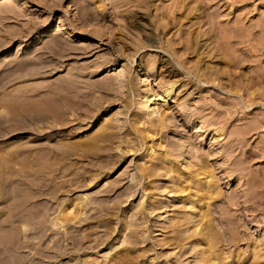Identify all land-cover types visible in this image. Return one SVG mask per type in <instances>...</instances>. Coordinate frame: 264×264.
Here are the masks:
<instances>
[{"label":"rangeland","instance_id":"1","mask_svg":"<svg viewBox=\"0 0 264 264\" xmlns=\"http://www.w3.org/2000/svg\"><path fill=\"white\" fill-rule=\"evenodd\" d=\"M6 1L0 0V221L7 217L4 208L12 206L11 201L18 195L11 191L14 186L26 190L28 186H35L34 195L25 193V189L21 192L29 198H36L37 193L35 202L39 204L41 201L42 204L43 200L46 203L43 205H47L40 206L45 214L42 228L38 230L40 226L32 224L34 231L29 236L34 245L22 251L27 258L26 264H92L95 261L109 264L122 253L123 246L118 244L125 242L131 232L144 234L146 243L137 245V249H148V252H141L144 254L142 259L140 257L132 264H206L200 263L192 244L182 248L168 243L175 236L172 232L175 219L184 214L191 215L187 198H175L173 193L163 191V186L169 182L166 176L155 182L157 192L154 197H151L148 181L143 180L140 185V179L133 180L132 175L143 165H152L150 157L145 156L148 151L127 153L128 144L120 147L116 134L112 141L100 143L93 153L76 151L69 157L65 149L69 143H83L89 137H96L102 127L110 123H115V131L120 137L127 130L133 131V115L143 101V94L139 95L134 87L156 89L159 83L168 80L177 82L169 112L178 128L175 132L172 127L168 136H175L182 143L190 138L193 145L188 155L193 148L210 151L211 164L217 169L216 175L221 177L225 160L216 154L218 147L211 140L217 135L208 130L207 124L202 126L200 120L204 116H209V122L222 120L223 115L213 116L211 106L220 108V113L225 114L229 112L228 103H236L237 96H240L234 93L240 82L237 75L239 65L233 64L230 70L223 67L222 85L219 82L210 84L189 71L191 65L186 64L188 61L179 60L165 47L167 36L164 32L168 29L163 30L156 18L160 13L166 14L168 28H173L179 17L177 6L180 0ZM201 1L205 11L210 8L221 15L215 23L214 39L221 37V42L220 31L228 30L230 35L231 30H238H234L237 40H232L235 47L231 53L239 51L236 56L245 59L242 71L246 97L242 96V101L246 118L243 122L228 118L227 129L233 124H242L245 128L254 125L264 118V0ZM171 13L174 14L169 15ZM57 26H61V31L55 32ZM199 27L198 24H187L185 29L197 31ZM142 58L146 64L153 61L151 70H140ZM191 62L194 64L195 61ZM161 64H170L175 73L173 78L166 77ZM111 84L114 89L107 91V85ZM251 91H257L252 93L255 103H250ZM63 104L70 108L65 110ZM157 112L158 105H153L147 113H153L152 118H157ZM59 116L63 117V122ZM153 139L155 145L162 144L159 137ZM150 141L152 138L148 139L152 145ZM242 141L238 156L246 162L243 167L248 172L247 177L240 185L237 176L227 185L222 180L226 198L222 202L214 201L213 211L220 230L223 229L221 247L224 251L233 252L238 248L233 243L234 225L228 218L236 217L235 226L240 229L237 237L243 238L239 248L249 253L252 243L245 235L261 241L264 228H259L256 220L264 215L244 208L251 210L256 204L254 207L251 202L244 204L252 195L246 194L248 186H241L253 179L259 185L257 192L264 194V124L257 131L247 129ZM194 154L197 155L196 150ZM107 157L112 164L104 170L101 164ZM186 164L185 161L183 168ZM69 168L70 176L67 174ZM35 175L39 178H34ZM96 175L97 179L91 182L89 178ZM189 178L184 176L181 183ZM35 182L43 184L37 188ZM2 187L10 193L4 192ZM195 193L197 190L194 189ZM233 194L243 203L241 208L229 205ZM39 196L44 197L40 200ZM80 199L86 202H80ZM256 200L264 204V196ZM156 202L160 204L154 206ZM86 204L89 205L84 209ZM76 205L84 210L83 215L75 222L61 225L59 217L69 206L79 212ZM229 206L231 210L227 209ZM30 208V205L22 207L25 210ZM143 209L145 213L141 214ZM17 226L22 239L25 227L21 222ZM187 228L189 230L182 234V238L194 233L193 225ZM106 235L110 236L109 241L100 239ZM86 236L90 237L89 240L84 238ZM116 245L119 248L112 251ZM105 252H111L107 259L101 257ZM242 260L241 264L254 263L249 258Z\"/></svg>","mask_w":264,"mask_h":264},{"label":"bare ground","instance_id":"2","mask_svg":"<svg viewBox=\"0 0 264 264\" xmlns=\"http://www.w3.org/2000/svg\"><path fill=\"white\" fill-rule=\"evenodd\" d=\"M5 2L7 1L5 0ZM203 3L204 2L201 0H180L177 6V8L179 9V15H178L179 17L177 18V22L175 23L176 25L173 28H168V26L170 25L168 21V16L164 13H160L159 16H157L156 21L159 24V26L163 27V30L168 29L167 32H164L167 36L165 47L167 46L168 50H170V52L179 60L188 61L186 62V64L191 65L189 66V71L197 75L201 79V81L210 84H215L216 82H219L222 85L221 81H223L222 79L223 67L229 70L233 68V64H238L240 67V72L242 73L240 72L237 73V75H239L240 82L236 84V91L234 92L236 95H240L237 96L238 99L235 100L236 103L233 102V104L231 105L230 103H228V105L230 106L229 112H226L225 114L220 113L219 111L220 108L217 109L211 106L210 109L212 111L213 116L215 117L218 115H223L221 116L222 120H215L209 122L207 120L209 116H204L200 120L202 126H205L207 124L208 130L209 131L212 130L211 132H214L215 135H217L212 137L211 140L214 141L215 146L218 147L216 154L219 155L222 160H225L222 167L223 170L220 173L222 174V176L219 177L218 176L219 174L216 175L217 169L214 168L213 164H211L212 153L210 151L207 152L205 149L202 148L201 149L193 148L191 154L188 155V152L190 151L193 145L190 138L186 140L187 142L182 143L180 140L176 139L175 136H171V137L168 136V132L172 129V127L175 128L174 129L175 132L178 131V128H176L177 122L176 120L171 118V114L169 112L170 109L169 104L171 103V100L174 99L173 92L177 82H168V80L159 83L156 89L152 88L146 90L144 86L134 87L135 89H137L139 95L143 94V99H142L143 101L140 103L139 110L133 115L134 122L131 125L133 131H131V129L127 130L126 134L123 137H120V134L115 131L116 130L115 123L112 124L110 123L109 125L102 127V129L100 130V132L97 134L96 137H89L87 141L83 143H78V144L69 143V145L66 146L65 154L71 157L76 151H87L93 153L94 150H97V148L100 147V143H104L106 141H112L114 134H116V138L118 139V141H120L119 142L120 147L122 144H126V145L128 144L126 146L127 153H132V152L138 153L141 152V150L145 149V152L148 151L147 154L145 153L146 154L145 156L150 157L152 165L151 166L143 165V167H141L139 170H137V172H135L132 175L133 180L140 179L139 181L140 185H142L143 180L148 181L150 190L152 191L151 197H154L153 196L154 193L157 192L156 188L154 187L155 182H157L158 178L166 176L168 177L169 182L165 186H163V191L164 192L168 191L169 193H173L175 198H187V204L190 205L189 213L191 214L190 215L191 217L188 216L187 214H184L182 218L179 217L175 219V222L172 225V232L175 233V236H173L172 239L170 238L168 243H170L172 246L175 247L181 246L182 248L187 244H192L194 247L193 251H195L196 255L199 256L198 260L200 261V263L235 264V262H237V264H241L240 262H243L242 260L243 258L245 259L249 258L250 261L252 260L254 262L253 264L256 263L264 264V235L263 237H260L261 241L255 238V236L250 237L251 235H245L246 238H248V240L252 243L250 252L248 253L241 250L239 248V245L241 243V239L243 238L237 237L238 234L240 233L239 231L240 229H238L235 226L237 223L236 217L234 218L228 217V218L232 221L234 225V230L232 232L235 235L234 236L235 239L233 240V243L236 246V248L237 246L238 248L236 251L226 252L222 248L223 246L221 247L222 241L224 242L223 240L224 236L222 234L223 229L220 230V227L215 218V212L213 211L214 201L222 202L226 198L225 197L226 192L223 190L224 186L222 184V180L224 184L227 185L231 183V181L234 179L235 176H237L239 177L238 181L240 185L242 184L243 180L247 177L248 172L243 167L246 162L244 163L243 159L238 156V151L241 150L242 148L243 145L242 140L244 139L245 131L247 129L250 132L257 131L264 124V118L256 122L254 125L249 124L246 128L242 124H237V125L233 124L229 129H227V125L230 123V120L228 118L241 119V122H243L244 118H246V113L245 110H243L244 108L242 101V96L246 97V95L244 94V82H245V79H243L244 72L242 71L244 64L243 62L245 59L243 58L244 60H242L241 57L236 56V54H238L239 51L236 54L231 53L232 49H234L233 47H235V45L234 46L232 45V40L236 42L237 39H235V32H237L238 30L234 29L235 32L234 30H231L230 35L228 33L229 32L228 30H225L224 31L225 33L223 31H220L222 35L221 42H219L221 37L218 38L217 40L214 39L215 23L218 21L221 15L218 16V14H215L214 11H210L209 7H208L209 10L207 9V11H205L203 9ZM162 5L164 6L165 4L163 3ZM173 14L174 13H171L169 15H173ZM207 19L209 22H207ZM187 24H191V25L198 24L200 25V27L198 28L197 31H193L191 30V28L185 29ZM201 25L203 26L201 27ZM221 25L222 22L219 24V26ZM60 27L61 26H57L55 32L61 31ZM175 31L177 32V34L175 33L174 35H172ZM67 34L69 36L72 35L71 33H67ZM67 36H65L66 39ZM229 40L230 42H228ZM192 60L195 61L194 64H192L191 62ZM169 65L170 64H167L166 66L162 65V69L163 68L165 69L164 71L163 70L162 71L167 73L166 77L173 78L174 77L173 75H175V73L174 71L171 70L172 67ZM152 66H153V61L151 64V60H149L146 64L144 58L140 60L139 67L141 71H144V68H149L151 70ZM257 71L259 72L258 69ZM107 87H108L107 91H110L114 89V84L107 85ZM126 87L129 88V85L127 84ZM227 88H229L232 91V87L229 84H227ZM256 92L257 91H251L249 93V99H251L250 103L252 102L255 103L252 93H256ZM153 105L155 106L158 105L159 107V112H157L158 114L157 118L156 117L152 118L153 113H147L150 112ZM68 107L69 106L67 104H63V108L65 110L68 109ZM239 108L240 110H238ZM61 116H59L58 118L63 122L64 120L63 117ZM99 117L100 116L96 118L98 119ZM67 123L68 122H66L65 124ZM126 127L128 129L131 128L128 125H126ZM155 136L159 137L158 140H162V144L160 145L154 144L155 142L153 137ZM151 138L152 141H150V143H152V145H149L148 139ZM222 138L223 140L221 141ZM124 139L126 140L124 141ZM233 142L235 144H233ZM143 144H145V146ZM195 150L197 155L194 154ZM185 161L187 163L186 164L187 166L186 168L185 167L183 168V166L185 165ZM39 162L41 161L39 160ZM191 162H193V164ZM111 164L112 161L107 157V159L103 160V163L101 165L103 166L102 168L105 170ZM38 166H40V164ZM35 173L37 172H34V174ZM67 174L68 176L72 175V173H70V168L69 171H67ZM184 176H190V178L187 181L181 183V179ZM35 177L37 178L36 175L34 176V178ZM73 177L75 178L76 175L73 174ZM37 179L35 180L40 181ZM89 179L91 180V182L95 181L97 179V175ZM76 180L77 179H75V181ZM38 183L36 182L34 183L36 184V187L43 184V183L41 184ZM244 186L249 187L247 190H245L246 194L252 195L251 200L246 199L244 201V204L247 205L249 202H251L250 204L253 207L254 204H256V206L251 210L249 209V207L246 206L244 208H246L247 211H252L254 213L258 212L264 215V208H262L264 204L260 203L259 200H256L259 199V197L263 199L264 196L263 193L260 195V193L257 192L259 185L257 183H254L253 179L252 180L249 179L244 183V185L241 186V188H243ZM28 187L29 188H27L26 190L25 188H16L14 186V188L11 189V191L13 193L15 192V195L16 194L18 195L15 196L14 201H11L13 200L12 199L13 195L9 196L11 198L10 201L12 203L10 204L8 200L7 202L12 206H6L4 208V213L7 217L4 220L0 221V264H26L27 258L26 256H24L22 251L31 249L32 247L33 244L31 240L32 238H30L29 236L31 235V231H34V229L32 228V224L34 223L39 225L40 227L38 230L42 228L41 226L43 225L45 214L42 213L44 212L43 210L41 212L40 206L46 203L45 201L42 200V204H40L41 201H39L38 204L34 200L35 196L34 198H29V195L31 196L30 193H33L34 195L35 186L34 187L28 186ZM21 189L23 190L25 189L26 191L24 192L29 193V195L24 196L27 194L25 193L23 194L21 192ZM194 189L197 190V193L195 194H194ZM143 191L144 193L147 192V188L145 187V184L143 185ZM4 192L10 193V190L8 191V189L7 190L4 189ZM20 192L21 194L19 195ZM255 192L258 193L259 197L258 195H254ZM41 193H39V195ZM36 195L38 196L37 193ZM37 196L35 199L38 198ZM40 196L39 199L40 198L42 199V197H44V196L42 197ZM47 196L48 195H46L45 197ZM84 201H85L84 199L83 200L80 199V202H84ZM81 204L82 203H79L80 206ZM157 204L159 205L160 202L154 203V206H157ZM241 204L243 203L237 198L235 194L230 196V200H229L230 206H234V208L235 207L241 208ZM25 205H30L31 208L29 210H25L26 208L22 209V207H24ZM72 205L73 204H71V206ZM88 205L89 204H86V206L84 205L85 206L84 209H87ZM71 206H69L64 211V215L62 217L61 216L59 217V220L61 222L59 220L58 221L60 222V224L70 221L75 222V220H77L80 216L83 215L84 210H81L82 209L81 207L76 205L77 207H79V209L81 208L80 209L81 211L79 210V212H77V209L74 208L75 209L74 210L71 208ZM230 206L227 207L228 210H231ZM42 209H44V207ZM144 213H145V209L141 211V214ZM225 221L227 222V219ZM19 222L23 223L25 227L24 229L25 236L22 239L20 237V234H18L17 223ZM256 224L258 225L259 228L260 227L264 228V216L263 218L261 217L260 219H257ZM191 225H193L194 233L189 237L182 238V234H186L189 230V228L187 229L185 228L190 227ZM34 234L35 233H33L32 235ZM110 236L107 237L106 235L105 237L107 238L101 237L100 239L103 241H109ZM143 236L144 234L140 232H131L128 236H126L125 242L119 244L117 243L119 246L121 245L120 247L123 246L122 248L123 254L122 253L119 254L118 257L114 258L109 264H132V262L139 260L140 257H141L140 259H142L144 257L143 253L148 252V249L143 247L142 250L137 249V245L140 244L142 245L146 243V238L144 239ZM84 238L85 239L88 238L89 240L90 237L86 236ZM116 248L119 247L114 246L113 248H111V250L112 251L114 249L116 250ZM138 253L143 254V256H140ZM39 254L40 253L38 252V255ZM110 255L111 252H105L101 257L107 259ZM84 261L88 263L90 262V260H84ZM92 264H101V263L95 261ZM102 264H106V263L104 262Z\"/></svg>","mask_w":264,"mask_h":264}]
</instances>
